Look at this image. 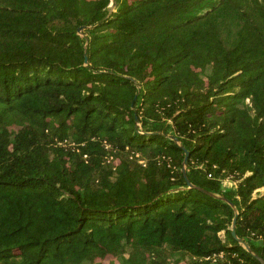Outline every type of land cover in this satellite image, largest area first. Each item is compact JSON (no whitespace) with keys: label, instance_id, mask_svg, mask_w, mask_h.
Listing matches in <instances>:
<instances>
[{"label":"trees","instance_id":"trees-1","mask_svg":"<svg viewBox=\"0 0 264 264\" xmlns=\"http://www.w3.org/2000/svg\"><path fill=\"white\" fill-rule=\"evenodd\" d=\"M263 188L264 0H0V264H262Z\"/></svg>","mask_w":264,"mask_h":264},{"label":"water","instance_id":"water-1","mask_svg":"<svg viewBox=\"0 0 264 264\" xmlns=\"http://www.w3.org/2000/svg\"><path fill=\"white\" fill-rule=\"evenodd\" d=\"M82 29H83V27H80L79 28V32H81L82 31ZM87 62V61H86ZM174 139L176 140V141H178V139L176 138V137H174ZM185 158H184V161H183V165H184V174H185V177H186V179H187V181H188V184L190 185V186H193V184H192V182L188 179V176H187V174H186V166H187V164H188V159H189V151H188V149H186L185 148ZM202 190H204V191H206L207 193H209V194H211V195H213V196H218L217 194H215V193H212V192H210V191H207V190H205V189H203V188H201ZM223 199H226V198H223ZM231 205H232V207H233V209H234V211H235V217H234V219H233V223H232V235L241 243V245H243L252 255H254L259 261H261V263L262 264H264V259L262 258V257H260L259 255H257L252 249H251V247L245 242V241H243L242 239H240L238 236H237V233H236V224H237V219H238V215H239V211H238V208H237V206L234 204V203H232L231 201H229L228 199H226Z\"/></svg>","mask_w":264,"mask_h":264},{"label":"rangeland","instance_id":"rangeland-1","mask_svg":"<svg viewBox=\"0 0 264 264\" xmlns=\"http://www.w3.org/2000/svg\"><path fill=\"white\" fill-rule=\"evenodd\" d=\"M111 6L113 7V6H114V3H112ZM223 185H224V187L226 188V187H232L233 185H235V183H234V181H232L231 179L226 178V179L224 180V182H223ZM263 191H264V190H263ZM181 257H182V256H181ZM178 258H180V256H176V257H174V258L171 257V258H170L171 263L176 264V260H177ZM119 261H120L119 258H116V257L114 258V257L109 256V257H107V259L104 260V264H118ZM85 264H88V263H85ZM180 264H185V261H183V262L180 263Z\"/></svg>","mask_w":264,"mask_h":264},{"label":"built area","instance_id":"built-area-1","mask_svg":"<svg viewBox=\"0 0 264 264\" xmlns=\"http://www.w3.org/2000/svg\"><path fill=\"white\" fill-rule=\"evenodd\" d=\"M136 156L138 157V158H140V154L139 153H136ZM112 156H111V158L109 159V160H112ZM140 162H144L142 159H140ZM209 176L210 177H212V174H209ZM235 183V182H234ZM262 190H264V188L262 189ZM224 252H220V253H214L213 255H211V256H207L205 259L206 260H211L212 262H217L220 258H223L224 257Z\"/></svg>","mask_w":264,"mask_h":264}]
</instances>
